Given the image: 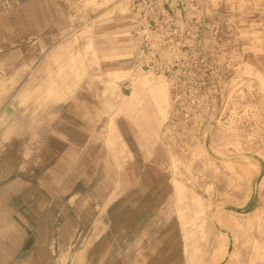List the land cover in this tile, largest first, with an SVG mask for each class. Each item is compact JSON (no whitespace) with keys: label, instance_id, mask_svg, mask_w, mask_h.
<instances>
[{"label":"rangeland","instance_id":"rangeland-1","mask_svg":"<svg viewBox=\"0 0 264 264\" xmlns=\"http://www.w3.org/2000/svg\"><path fill=\"white\" fill-rule=\"evenodd\" d=\"M50 1L0 0V133L20 113L49 110L99 82L113 100L108 127L121 113L130 124L141 114L147 126L161 117L167 196L145 230L114 232L106 262L95 246L89 262L83 246H67L58 264H264V0H183L187 47L168 56L177 66L162 75L132 74L124 64L128 0H54L61 38L47 37ZM148 95L157 115L148 113Z\"/></svg>","mask_w":264,"mask_h":264},{"label":"crops","instance_id":"crops-1","mask_svg":"<svg viewBox=\"0 0 264 264\" xmlns=\"http://www.w3.org/2000/svg\"><path fill=\"white\" fill-rule=\"evenodd\" d=\"M49 3L47 37L61 38L64 31L55 24L62 12L54 0ZM131 31L130 56L123 59L130 72L140 45ZM107 66L103 70L119 69ZM83 87L49 110L20 113L17 126L0 133V264L63 263L56 252L67 246H83L86 262L95 246L106 262L119 237L114 232L143 231L146 215L163 214L167 196L158 164L164 154L156 147L161 117L147 126L141 114L130 124L121 113L110 128L106 109L112 99L103 96L99 82ZM148 97V113L157 115Z\"/></svg>","mask_w":264,"mask_h":264},{"label":"built area","instance_id":"built-area-1","mask_svg":"<svg viewBox=\"0 0 264 264\" xmlns=\"http://www.w3.org/2000/svg\"><path fill=\"white\" fill-rule=\"evenodd\" d=\"M128 0V22L132 35L140 45L132 57V74L162 75L174 69L177 63L167 62L172 53H184L185 40L181 39L184 21L182 13L187 6L183 0ZM177 46V48H176Z\"/></svg>","mask_w":264,"mask_h":264},{"label":"bare ground","instance_id":"bare-ground-1","mask_svg":"<svg viewBox=\"0 0 264 264\" xmlns=\"http://www.w3.org/2000/svg\"><path fill=\"white\" fill-rule=\"evenodd\" d=\"M262 84H263V86H264V82H263Z\"/></svg>","mask_w":264,"mask_h":264}]
</instances>
